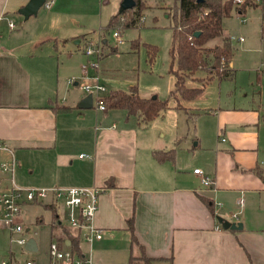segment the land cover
<instances>
[{"label":"crops","instance_id":"obj_1","mask_svg":"<svg viewBox=\"0 0 264 264\" xmlns=\"http://www.w3.org/2000/svg\"><path fill=\"white\" fill-rule=\"evenodd\" d=\"M27 1L0 0V140L10 148L0 151V164L15 157L18 186L100 188L93 223L103 231L101 239L86 243L65 223L60 207L26 204L19 220L34 240V249L27 251H37L43 239L30 229L46 225L50 242L56 241L53 226L68 228L71 236L56 241L58 246L71 251L70 238L77 240L87 264H128L141 254L140 247L156 264H264L262 104L200 107L204 89L192 98L180 97L194 128L191 135L174 138L176 147L153 136L156 120L142 123L123 109H81L77 104L86 94L69 80L80 78L83 45L97 36L64 35L63 22L33 32L14 22L9 29L7 20L13 21L12 13ZM255 8L247 6L242 15ZM260 9L264 14L262 2ZM232 13L239 16L237 8ZM77 53L81 58L75 66L70 60ZM108 74L103 65L101 82L114 85ZM58 106L70 110L57 111ZM172 148L173 160L159 162L153 156ZM195 168L209 175V187ZM6 177L0 171L1 188ZM37 208L49 215L47 221ZM130 217L138 244L131 241ZM217 217L240 222L242 228L223 229ZM4 249L0 241V262L14 257L11 248L5 254Z\"/></svg>","mask_w":264,"mask_h":264},{"label":"rangeland","instance_id":"obj_2","mask_svg":"<svg viewBox=\"0 0 264 264\" xmlns=\"http://www.w3.org/2000/svg\"><path fill=\"white\" fill-rule=\"evenodd\" d=\"M48 1L50 8L42 6L37 16H31L28 20H24L14 11L12 19L18 29L25 24L27 29L33 32L42 27L47 28L52 23L63 22L62 26L66 29L63 30L64 35L80 36L85 33L92 38L97 36L95 40L86 39L85 43L88 40L94 42L104 40L98 75L101 80L102 66H107L108 75L114 79L115 84L104 83L107 90L100 97L106 96L112 88L128 89L135 86L137 93L143 98L157 97L159 100H167L169 108L162 112L163 116L153 119L156 121L152 124L151 132L155 138L166 143L168 147H176L175 137L184 138L187 134H192L194 118L183 107L187 102L176 95L171 97L175 76L169 72L172 24L170 20L176 13V0H141L143 9L140 19L130 26H127V23L131 10L118 15L125 0ZM260 2L264 5V0ZM260 4H247L248 7L256 5L258 8L247 11L243 18L232 13L223 20V30L231 41V66L234 75L221 80L213 78L200 94L201 98L197 106L208 108L220 105L233 106V104L244 106L251 105L254 101L262 104L264 108V40L261 34L264 14ZM247 6L241 10H245ZM114 15L117 16L113 17ZM121 15L124 17L123 21L120 19ZM53 16L55 19H52ZM116 30L119 31L120 42L112 36V32ZM240 37L243 38V42H239ZM218 40H211L207 45L213 46ZM69 43L72 46V42ZM147 45L158 49L155 59L151 62L147 56ZM80 58L81 55L77 53L72 56L70 63L78 66ZM81 65L76 77L81 75ZM202 75H205L204 72L197 73V76ZM199 85L197 81H186L187 87ZM96 103L95 100L94 109ZM143 130L140 128V131ZM36 210L38 212L42 209ZM42 213L47 221L49 215L43 210ZM29 220L28 222L31 223L34 218L30 217ZM32 227L34 228V225ZM30 230L31 232L36 230L43 236L37 251H27L23 246L11 242L8 229L3 228L0 241L4 242V254L11 248L13 259L19 261L30 259L32 264H68L63 260H53L48 255L50 236L46 225Z\"/></svg>","mask_w":264,"mask_h":264},{"label":"trees","instance_id":"obj_3","mask_svg":"<svg viewBox=\"0 0 264 264\" xmlns=\"http://www.w3.org/2000/svg\"><path fill=\"white\" fill-rule=\"evenodd\" d=\"M133 1L132 7L118 13V15L125 14L126 11L131 10L127 26L134 25L140 19L143 9L141 0ZM176 1V13L170 20L172 24L169 72L175 76L171 97L176 95V97L192 98L202 92L213 78L221 80L234 75V70L229 66L232 57L231 41L224 32L222 24L235 7L231 0ZM261 34L264 38V24L261 26ZM215 39L219 40L213 46L207 45L209 41ZM146 48L148 59L151 62L155 59L158 49L151 45H147ZM198 72H204L205 75L197 76ZM187 80L197 81L200 85L187 87ZM103 100L105 110L123 109L128 116H136L142 123L150 122L169 108L167 100H159L157 97L146 99L139 96L135 86L128 89L111 90L103 97ZM56 110L67 111L70 108L58 106ZM153 156L159 162L173 160L174 149L153 151ZM127 226L131 233L132 243L138 244L134 235L132 217L127 219ZM53 236L58 243H62L65 237L71 236V233L66 227L53 226ZM70 242L73 255L81 257L78 241L70 238ZM140 248L141 254L131 256L128 264H156L157 259L147 256L143 248Z\"/></svg>","mask_w":264,"mask_h":264},{"label":"built area","instance_id":"obj_4","mask_svg":"<svg viewBox=\"0 0 264 264\" xmlns=\"http://www.w3.org/2000/svg\"><path fill=\"white\" fill-rule=\"evenodd\" d=\"M235 8L238 9L239 17L242 15V7L247 4L255 3L256 5L261 3L260 0H231ZM46 8L50 7L49 1L46 0L44 5ZM206 14V12L204 13ZM120 19L123 21L124 17L121 15ZM9 29H14L15 23L12 20H7ZM113 38L120 42L119 31L112 32ZM264 40V38H262ZM240 41L243 38H239ZM105 41L94 42L87 41L83 45L82 53L86 57L85 62L81 65V76L78 81L70 79L69 83L74 82L78 84V87L87 95L91 94L92 101H97L96 109L100 111L105 110V103L100 95L106 92V87L101 82L98 69L100 57L102 55L103 46ZM1 48V47H0ZM224 141V138H220ZM10 151L8 145L0 140V151ZM17 167V161L12 155L8 162H2L0 164V171L7 175V183L4 187H0V224L8 229L10 233V241L20 246H24L29 236L25 232V228L20 223L19 217L22 207L26 204L43 203L54 208H61L64 211L65 223L72 229L79 232L80 236L86 243L91 244L93 241L101 239L103 237V231L98 229L93 219L95 217L98 198L101 193V189L97 187H63V186H31L23 187L18 186L14 180L15 168ZM195 174L200 177L201 183L209 187L212 183L209 175L205 174L200 168L193 170ZM242 203V200H239ZM216 208H221V203L215 204ZM234 213L233 216H236ZM49 256L53 260H63L68 264H87L82 257H77L69 250H63L58 246L56 241H51L48 249ZM0 264H32L30 260L19 261L9 257L2 260Z\"/></svg>","mask_w":264,"mask_h":264},{"label":"water","instance_id":"obj_5","mask_svg":"<svg viewBox=\"0 0 264 264\" xmlns=\"http://www.w3.org/2000/svg\"><path fill=\"white\" fill-rule=\"evenodd\" d=\"M46 0H28L25 5L18 9V13L23 16L24 19H28L30 16L37 15L39 9L44 5ZM134 5L133 0H125L123 2L122 8L120 11L124 9H128ZM198 33H196L197 35ZM77 106L81 109H89L93 107V101L91 94H87L82 99H80ZM219 224H221L223 229H230V230H237L242 228V224L240 222H230L222 217H217ZM34 245L33 239H28L26 241L24 248L26 250H33L34 248L31 247Z\"/></svg>","mask_w":264,"mask_h":264}]
</instances>
